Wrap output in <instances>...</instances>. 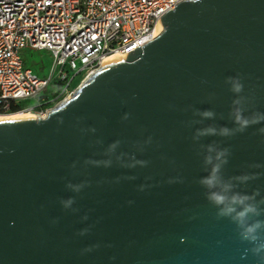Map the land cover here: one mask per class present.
<instances>
[{
	"label": "water",
	"instance_id": "95a60500",
	"mask_svg": "<svg viewBox=\"0 0 264 264\" xmlns=\"http://www.w3.org/2000/svg\"><path fill=\"white\" fill-rule=\"evenodd\" d=\"M158 26L46 117L0 120V264H264V227L242 240L201 183L226 150L264 221V0H182Z\"/></svg>",
	"mask_w": 264,
	"mask_h": 264
},
{
	"label": "built area",
	"instance_id": "2783aa9c",
	"mask_svg": "<svg viewBox=\"0 0 264 264\" xmlns=\"http://www.w3.org/2000/svg\"><path fill=\"white\" fill-rule=\"evenodd\" d=\"M182 0H0V113L27 100L38 117L71 97L113 53L125 56L156 37L158 20ZM48 50L42 78L25 50Z\"/></svg>",
	"mask_w": 264,
	"mask_h": 264
},
{
	"label": "clouds",
	"instance_id": "9594fccd",
	"mask_svg": "<svg viewBox=\"0 0 264 264\" xmlns=\"http://www.w3.org/2000/svg\"><path fill=\"white\" fill-rule=\"evenodd\" d=\"M242 85L236 83L233 91L240 92ZM237 103H239L237 101ZM203 117L211 118L214 114L211 111H204L201 113ZM235 122L240 126L237 130L243 131L244 128L249 124L247 119H244L239 111L235 115ZM212 134L216 133L215 129H209ZM228 129H221L220 134H228ZM264 131V129H262ZM203 134V133H202ZM208 155L205 157V164L211 166L210 174L201 180V183L209 189L208 198L219 208L218 215L229 217L237 224L240 230V236L242 240L250 243H255L259 238L258 230L264 227V221L250 220L251 216L260 215L258 207L252 203H249L250 197L241 194H230L231 185L223 183L219 176L221 163H226V160L221 158L226 155V150L216 151L214 147L209 146ZM215 152V156L212 153ZM246 179V178H245ZM72 187V185H69ZM79 191V186L75 187ZM67 207L73 203L72 199L62 201ZM260 248H264V244L254 248L255 252H259Z\"/></svg>",
	"mask_w": 264,
	"mask_h": 264
},
{
	"label": "rangeland",
	"instance_id": "374dc122",
	"mask_svg": "<svg viewBox=\"0 0 264 264\" xmlns=\"http://www.w3.org/2000/svg\"><path fill=\"white\" fill-rule=\"evenodd\" d=\"M24 58L26 65L30 67L35 74L39 77H46L50 73V66L52 63V54L48 50H25ZM33 100H27L22 103V108L16 111H9L1 114H11L16 112H30L34 113L30 109H26L29 104H32Z\"/></svg>",
	"mask_w": 264,
	"mask_h": 264
},
{
	"label": "bare ground",
	"instance_id": "6f19581e",
	"mask_svg": "<svg viewBox=\"0 0 264 264\" xmlns=\"http://www.w3.org/2000/svg\"><path fill=\"white\" fill-rule=\"evenodd\" d=\"M161 31V28L158 26L155 30V35H158ZM121 57L117 53L110 54L109 56L106 57L105 62H110L114 59H117ZM30 117H38L35 113H30V112H22V113H11V114H1L0 113V120L2 119H15V118H30Z\"/></svg>",
	"mask_w": 264,
	"mask_h": 264
},
{
	"label": "trees",
	"instance_id": "16d2710c",
	"mask_svg": "<svg viewBox=\"0 0 264 264\" xmlns=\"http://www.w3.org/2000/svg\"><path fill=\"white\" fill-rule=\"evenodd\" d=\"M18 109H20V106H14L11 111H16Z\"/></svg>",
	"mask_w": 264,
	"mask_h": 264
}]
</instances>
